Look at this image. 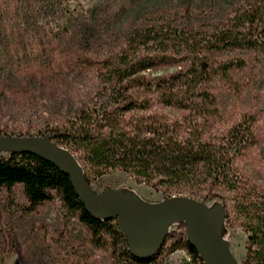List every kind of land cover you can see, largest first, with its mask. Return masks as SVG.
<instances>
[{"label": "trees", "instance_id": "16d2710c", "mask_svg": "<svg viewBox=\"0 0 264 264\" xmlns=\"http://www.w3.org/2000/svg\"><path fill=\"white\" fill-rule=\"evenodd\" d=\"M39 1L48 28L19 10L5 21L9 44L28 56L26 80L0 76V137L50 136L76 156L90 184L121 171L166 199L221 200L224 227L247 236L243 264H264V188L241 166L259 144L256 115L216 129L222 101L251 82L237 78L247 68L239 55L264 66V0H133L112 15L91 10L69 38L55 33L60 2ZM15 102L46 108L25 115L33 132L8 127ZM18 185L32 207L58 197L90 245L124 264H166L179 250L204 264L183 222L170 226L157 254L134 256L117 219L95 218L70 177L40 156L0 159V194Z\"/></svg>", "mask_w": 264, "mask_h": 264}, {"label": "rangeland", "instance_id": "374dc122", "mask_svg": "<svg viewBox=\"0 0 264 264\" xmlns=\"http://www.w3.org/2000/svg\"><path fill=\"white\" fill-rule=\"evenodd\" d=\"M62 5V20L55 33L63 32L66 38L72 36L76 27L90 15L93 9L106 15H112L118 9L127 8L133 0H58ZM19 10L31 16L41 17L42 24L48 28L39 0H0V76L13 82L26 80L21 64L27 60V52L23 46L19 48L9 44L5 21L13 12ZM247 60V68L237 75L240 81L251 82L243 89L238 99L231 96L227 103L222 101L223 121L216 129L226 127L237 120L240 114L250 111L256 115L255 132L259 144L244 157L241 166L249 179L255 178L264 188V87L260 85L264 77V66L254 60L251 55H239ZM253 58V59H252ZM173 71L171 69L169 72ZM18 112L8 121L9 128L16 129L19 135L33 132L34 124L25 121V115L45 110L40 103L15 102L10 107ZM14 112V113H15ZM24 117V118H22ZM9 119V118H8ZM7 121V120H6ZM5 126V122L3 123ZM3 128V127H2ZM17 137V136H15ZM8 153H0L7 158ZM92 188L102 192L109 188L135 194L147 203H159L166 199V193L152 187L137 183L128 174L115 171L92 181ZM223 194V193H222ZM209 208L221 204V200L204 201ZM172 230H177L173 226ZM223 236L229 242L232 254L239 264H243L246 255V234L235 225L225 224ZM163 254L161 255V257ZM166 264H200L186 251L179 250L165 259ZM0 264H124L121 259L114 258L110 252L93 248L87 232L76 217L70 213L56 197L50 202L32 207L24 196L22 186L18 185L10 191L0 194Z\"/></svg>", "mask_w": 264, "mask_h": 264}, {"label": "water", "instance_id": "95a60500", "mask_svg": "<svg viewBox=\"0 0 264 264\" xmlns=\"http://www.w3.org/2000/svg\"><path fill=\"white\" fill-rule=\"evenodd\" d=\"M0 153H30L40 156L64 171L84 202L98 219H117L131 253L150 258L164 244L172 224H186L187 239L195 246L204 264H239L223 236L225 209L190 197L173 196L159 203H147L135 194L109 188L95 191L76 156L45 137H0Z\"/></svg>", "mask_w": 264, "mask_h": 264}]
</instances>
